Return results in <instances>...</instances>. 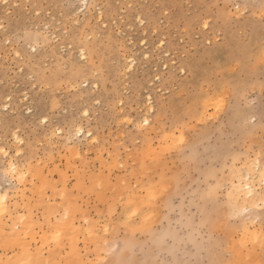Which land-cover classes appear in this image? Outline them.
<instances>
[{"label":"rangeland","instance_id":"obj_1","mask_svg":"<svg viewBox=\"0 0 264 264\" xmlns=\"http://www.w3.org/2000/svg\"><path fill=\"white\" fill-rule=\"evenodd\" d=\"M0 25V264H264L262 0H0Z\"/></svg>","mask_w":264,"mask_h":264},{"label":"snow or ice","instance_id":"obj_2","mask_svg":"<svg viewBox=\"0 0 264 264\" xmlns=\"http://www.w3.org/2000/svg\"><path fill=\"white\" fill-rule=\"evenodd\" d=\"M262 4H264V0H262ZM236 9H237V12H239L240 8H241V5L240 4H236L235 5ZM245 9H248L249 8V5L245 4L244 5ZM209 23L207 20L204 21L203 23V27L205 29L209 28ZM0 27H3V25H0ZM31 37V33L29 31H25L23 36L20 37L21 39H28ZM7 42V41H6ZM33 52H36V49L33 48L32 49ZM20 55V52L19 50L16 51V56H19ZM159 79V78H158ZM97 103H99V101H97ZM85 115H87V113H85ZM149 123L148 120H145L144 121V124L147 125ZM79 132V130H77V133ZM91 136V133L89 134ZM176 144H183L184 143V139H183V136L181 135L179 137L178 140L175 141ZM0 153L3 154L4 157H8L9 156V152L8 151H5L4 148H0ZM21 153L20 152H16L15 153V157L13 159V161L9 164V168L11 169V172H12V175H13V179H20V180H23L24 179V176L27 175V173L23 172V170L21 169L20 171L22 172V175L20 177H16L15 176V172L17 171V164L19 163L20 161V158H21ZM9 175V170L8 169H5L3 171V176L5 179H7ZM264 175V174H262ZM262 191H264V180H262V188H261ZM6 200H7V194H5V196H0V212H2L5 208V205H6ZM242 211H247L246 209L242 210ZM136 239V233L133 234V240ZM171 239L173 240L174 244L175 242L177 241V237L176 236H172ZM166 240H167V237H161L160 240L158 241V243L161 245V246H164L165 243H166ZM182 242V241H181ZM107 264V262H106ZM117 264H149V262L147 261H144V262H139V261H136L134 259H129L127 261H120V262H117ZM154 264H173V261L171 260H166V261H160V260H156L154 262ZM178 264V262H177Z\"/></svg>","mask_w":264,"mask_h":264},{"label":"bare ground","instance_id":"obj_3","mask_svg":"<svg viewBox=\"0 0 264 264\" xmlns=\"http://www.w3.org/2000/svg\"><path fill=\"white\" fill-rule=\"evenodd\" d=\"M83 2H85L86 0H82ZM80 132V131H79ZM81 134V133H80ZM18 169V168H17ZM11 170V169H10ZM263 180H264V178H263ZM245 190H246V192H245V197H253V195H255V193H254V190H252V187H251V185L249 184V183H247L246 185H245ZM0 196H5V194H3V193H1L0 194ZM6 211V207L4 208V210L2 211V212H0V215L1 214H4V212ZM16 234V233H15Z\"/></svg>","mask_w":264,"mask_h":264}]
</instances>
